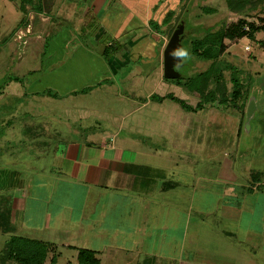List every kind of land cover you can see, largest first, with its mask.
<instances>
[{"label":"crops","instance_id":"0c3cea01","mask_svg":"<svg viewBox=\"0 0 264 264\" xmlns=\"http://www.w3.org/2000/svg\"><path fill=\"white\" fill-rule=\"evenodd\" d=\"M161 1H70L74 6H67L70 7L69 14L64 15V19L73 21L76 33L90 38L91 42L75 46L77 60L66 61L65 53L73 39V30L61 31L58 41L52 44L49 54L52 65L47 71L52 72L60 64L62 67L60 65L59 70L53 71L50 78L42 82L51 83L48 85L61 92L60 95H70L69 98H75L71 97L72 94L84 88H96L108 82L112 75L111 62L114 60L120 69L122 66L116 61L117 55L108 62L103 59L106 46L113 41L121 45L119 40L124 38H142L141 25L136 23L140 17L135 14L140 12V7ZM4 2L6 15L2 17L0 38L6 41V35L22 22L23 14L19 1ZM42 2L46 3V0ZM76 3L87 4L91 14L74 12ZM125 4L127 13L118 10ZM114 5L119 12L112 11ZM50 11L47 7L41 8L39 13L30 12L29 16L34 20L45 16L51 21L47 15ZM42 34L41 31L31 37L41 41ZM141 41L146 44L141 46L144 47L141 51H136L137 55L133 54L134 51L125 55L133 54L131 61L144 69H157L160 43L155 39ZM124 50L125 46L118 54H123ZM132 73L130 71L128 76L132 77ZM131 79L132 85L145 84L144 78L138 80L133 76ZM149 96L145 100L139 98L138 102L130 98L133 107L123 115L121 123H118L117 115L109 118L116 130L87 128L79 131L70 127V132L50 143L52 152L40 143L42 148L40 153H35V166L28 164L23 170L15 166L11 170L0 169V190L4 191L0 192V205L9 210L10 225L20 228L21 237L29 239L26 235H37L41 239L45 236L70 238L75 231L74 237L79 241L85 240V233H89L88 238H98L105 245L103 252L88 249L97 253L101 264L103 258L113 264H145L148 259H152L153 264H264V175L261 173L260 177L253 179L250 172L246 181L240 184L239 177L233 172L234 161L226 159L218 180L230 189L237 186L238 191L236 194L232 191L231 200L214 202L213 197V205L205 206L206 195L200 193V200L197 195L204 177L202 174L198 176L197 170L193 169L192 178L181 168L182 159L187 154L195 155L191 159L195 165L204 161V155H200L203 149L197 147L203 143L196 141L200 137L199 131L205 127L188 122L198 112H181L174 101L171 104L175 106L164 107L166 100L159 103L150 100ZM213 110L210 109L212 113ZM161 111L159 117L157 112ZM66 113L73 117H87L89 111L71 108ZM68 122H72L70 118ZM207 127L215 129L218 126ZM175 133L181 134L178 140ZM46 156H50V162L45 160ZM207 158L217 162L213 153ZM193 199L199 204L188 210V203H193ZM126 204L132 205V209L125 211ZM113 207L117 208L116 211ZM16 215H19L18 224ZM36 215L40 216L41 223L29 218ZM127 218H134L135 223L130 226V232L125 233V225H120V221ZM66 224L69 227H63ZM97 229L101 232H95ZM15 234L17 230L7 233L10 236ZM111 240L116 246H107ZM131 242L133 246L125 244ZM65 245L70 249H82L68 243ZM101 253H105L104 257Z\"/></svg>","mask_w":264,"mask_h":264},{"label":"rangeland","instance_id":"374dc122","mask_svg":"<svg viewBox=\"0 0 264 264\" xmlns=\"http://www.w3.org/2000/svg\"><path fill=\"white\" fill-rule=\"evenodd\" d=\"M42 1L37 0V3L41 5L42 9L46 7L51 9L47 13L51 21L49 19L46 20L45 16L36 18L32 15L35 17V20L29 16L28 21L31 19L29 24L31 28L33 24V28L31 29V34H28L24 41L19 39L20 32H24L28 26L26 28H19L16 31L14 29L12 33L9 32L5 37V39L7 38L6 41H4L3 37L0 38V88L4 86L8 76L18 77L24 82L21 84L12 83L5 89L4 94L0 96V124L3 122L6 123H3V127H0V149L3 150L2 154L0 153V169L11 170L15 166L23 170L28 164L29 166L30 164L35 166L37 160L35 153H40V148H42L40 145H45L52 152L53 148L49 146L50 143H54V140L57 141L61 135H66L70 132V127L79 131L87 128L90 130L114 128L115 124L109 118L117 115L118 123H121L123 115H127L133 107L132 100L138 102L139 98L145 100L149 95L158 94L162 96L171 94L192 106H196L198 100L190 97L184 85L192 77L198 82L199 78L197 77H201V74H210L214 77L212 79H216L215 74L219 75L222 72V76L219 77L218 81L220 83L222 82L226 88L224 89L222 83L218 84L216 80H212L210 81V90L221 86L227 97L236 90L232 84V78H235L240 81L243 96L238 102L232 101L230 104L214 107L213 113L210 111L211 108H206L203 111H199L196 115L192 114L194 118L191 117L192 120L189 118L188 122L204 125L205 127L199 131L200 137L196 141L203 143V146L198 144L197 147L198 149L200 147L203 149V152L199 154L204 155V161H198L199 164L195 165L196 162L191 160L195 155L187 154L182 159L183 165L181 168L186 170L187 174L192 178L193 169L194 171L197 170L198 176L202 174L204 178L199 183L200 192L197 195L199 200L200 193L201 195H206L204 205L207 207L213 205L211 198L214 197V202L219 201V199L221 202L228 201L231 200L229 195H231L232 191L234 194L238 191L237 186H231V189H233L231 190L230 187L228 188L227 185L220 183L218 180L219 174L221 176L223 171L221 169L222 163L226 159L234 161L233 172L239 177L238 183L240 184L250 172H260L264 175V103L263 108L256 111L251 121L252 130L248 133L245 128V113L250 103L249 98L256 96L261 101H264V30L256 34L255 40H249L248 38L241 39L237 42L225 40L224 54L220 57L213 58L211 61L206 59L202 54L206 46L201 47L202 53L198 57L191 54V46L189 44L190 40L204 37L208 33L216 34L236 24L243 18L248 22H255L262 25L264 24L261 22L264 19V7L252 9L248 6L244 11L236 13L229 8L227 0H163L159 4L150 5L149 7L148 5H143V8L140 7V12L135 14V16L139 15L140 17V20L137 19L136 23L141 25L143 37H140L139 40L135 37L131 40H125V38L119 40L121 45L125 42V45H123V47L125 46L123 54H116L118 57L116 61H118V64L122 68L120 69L119 66H115L113 60L110 69L112 75L108 82L105 81L99 87L88 90L86 94L73 93L71 97L75 98H69L70 95H60L61 92L59 93L58 90L48 85L51 83L42 82L45 79H49V74L55 70H59L61 65L55 69L53 68L52 72L47 71L50 70L47 67L52 63L49 57V54L52 52V44L58 41L63 33L61 31L66 29L73 30V39L67 46L65 53L66 61L71 62L77 60L74 47L78 44H90L91 40L90 38H84L78 35L75 27H73L75 26L72 23L73 21L67 22L64 19V15L69 14L68 9L70 7L68 8L67 6H74L73 3L70 4V0H46V3ZM117 9L118 7L116 8L114 5L112 11L115 10L116 12L120 10L121 12L127 13L128 7L125 4ZM91 11L85 3H76V9L74 10L76 13L79 12L80 15H83L84 12L91 14ZM170 11H174L175 13L172 21L168 25L163 26L161 31L157 33L150 25V21L154 20L161 24ZM187 12L188 28L191 33L189 40L185 42L183 51L184 64L179 69L185 77L180 79H166L170 81H181V85L178 86L173 82L166 81L164 78L163 52L173 35H170L173 27H175V31ZM4 15H6V5L4 0H0V27H2V17ZM22 16L24 17L26 15ZM39 30L43 32L41 41H38L36 37H31L33 35H39V32H41ZM81 32H83L82 29ZM51 35H53L52 42H46ZM144 38L145 41L146 39L148 41L155 39L160 43L161 47L159 50L161 52L157 59V69L150 67L144 69V67L139 66V63L131 61L133 54L137 55L136 51H141L144 48H141L143 44H146L141 41ZM138 41L140 43L137 45ZM27 42H29L28 46ZM246 47H250V50L247 51ZM126 52H133V54L127 56L125 55ZM212 68H214V71ZM130 71H133L132 75L138 78V80L144 78L145 84L132 85L131 78L133 76H128ZM146 72L150 73L146 74ZM32 74L35 75L33 76ZM163 80L164 82H162ZM195 80L192 82H195ZM49 89L53 93H46V95L42 93L47 92ZM54 93L56 95H54L55 97L53 96ZM122 97L124 100H122ZM229 99L230 101L232 100L231 98ZM166 101L167 103L164 107L176 105L171 104L173 103L171 100L167 99ZM171 107L173 108V106ZM175 107H178L181 112L186 111L179 104ZM71 108L85 109L89 111V114H87V117L68 116L66 111ZM162 113L163 111L161 113L157 112V115L160 117ZM69 118L72 121L71 123L68 122ZM211 125L218 127L215 129L207 127ZM114 130L116 129L114 128ZM175 135L176 140H178L177 137L181 136V134L176 133ZM163 144L165 143L163 142ZM210 153H213V156L217 158V162L207 158ZM46 157L45 160L50 162V156ZM0 192L4 191L0 190ZM196 204H199V202L193 199V203H188V210L195 208L194 206ZM1 205L0 212L3 211L7 216L9 210L5 205ZM116 209L114 208L115 211ZM124 209L125 211L131 210L132 205L126 204ZM29 218L34 222L39 221L41 223L39 215L29 216ZM161 221L162 219L160 218ZM15 222H19V215H16ZM134 223V218H127L124 221H120V225H125V233L130 232V226H133ZM0 226L1 255L6 251V244L9 243L12 237L18 235H20L18 237H21L22 235L20 228L15 229L3 219L0 221ZM63 227H69V225L66 224ZM7 230L9 232L17 230V234L7 235L5 232ZM95 232L100 233L101 231L97 229ZM75 233L74 231L72 237L69 235L70 238L62 237L57 239L55 237L48 238L47 236L41 239L37 235L26 236L30 237V240L37 238L41 241L46 240L54 244L58 249L57 264H78L77 249H70L65 245L66 243L75 248H91L103 252L102 248L105 245L98 238H88L89 233H85L86 239H80L78 241L74 237ZM125 244L127 246L134 245L132 242ZM111 245L116 246V242L107 243V246ZM101 254L104 257L105 253ZM102 262L103 264H113L108 262L106 258H103ZM9 264L16 263L10 262ZM47 264L50 263L48 262Z\"/></svg>","mask_w":264,"mask_h":264},{"label":"trees","instance_id":"16d2710c","mask_svg":"<svg viewBox=\"0 0 264 264\" xmlns=\"http://www.w3.org/2000/svg\"><path fill=\"white\" fill-rule=\"evenodd\" d=\"M19 1V9L23 15L22 22L20 25L15 29L18 30L22 27L26 28L29 25V14L30 12L39 13L41 11V5L37 3V0H14ZM70 1H77V0H70ZM185 1V0H183ZM228 6L232 11L236 13L244 11L248 6L252 9H257L260 7H264V0H227ZM175 13L174 11H170L166 17L163 19L162 23H157L154 20L150 21V25L152 28L159 33L163 26L168 25ZM264 23V19L261 20ZM175 27L170 32V35L173 34ZM264 30V24L260 25L255 22H248L246 19H240L236 24L231 25L229 28L224 29L216 34L208 33L204 37L196 38L194 40H190L189 44L191 46V54L200 57L202 51L201 47L206 46L203 50V56L209 61L213 60V58L220 57L224 54L225 47L224 41L228 40L230 42H237L241 39L248 38L249 40H255L256 34L260 31ZM51 39V40H50ZM213 39V40H212ZM53 35L49 36L46 42H52ZM108 43V42H107ZM48 45V44H47ZM123 46L119 43L113 41L111 45H107L104 52H103V59L108 62L113 56L118 54L122 50ZM115 54V55H114ZM214 71V68H212ZM216 72V71H215ZM33 76L35 74H32ZM216 79H212L210 74L202 75L201 77L198 76L199 81L189 79V82L185 84V88L188 90V94L190 97L195 98L198 100L196 106H192L186 103L184 100H181L174 95L166 94L165 96H161L158 94L151 95L149 97L150 100L156 102H163L164 100H171L178 103L184 110L188 112L197 113L199 111L205 110L206 108H214V107H221L227 104H230L232 101L238 102L243 96V90L241 88V84L239 79L232 78L233 87L236 89L234 90L231 95L225 96L223 90L226 88L225 85L224 89L221 86L216 87L214 90H210V81L216 80L218 84H221L218 79L222 76L221 74H215ZM196 78V79H197ZM166 80V79H165ZM195 82H192L194 81ZM4 86L0 88V96L4 94L5 89L9 87L12 83H24L18 77L8 76L5 80ZM177 84L178 86L181 85V81H170ZM3 83V82H2ZM88 90H93V87H88L82 89L80 91L75 92L76 94H86ZM46 95V93L50 94L53 93L51 89L47 92H42ZM55 93L53 94V96ZM56 96V95H55ZM54 96V97H55ZM231 98L232 100L230 101ZM230 101V102H229ZM237 107V106H236ZM5 123V122H3ZM3 123L0 124V127H3ZM6 124V123H5ZM28 130V129H27ZM40 130V129H39ZM260 172L253 173V179L260 177ZM5 220L8 224H10V215L9 213L0 212V221ZM1 227V226H0ZM4 230V228H3ZM9 233V230L5 231ZM6 251L0 255V264H8L10 262H14L16 264H57L58 262V254H57V247L53 244L43 243L37 240H30L23 237L14 236L10 239L9 243L6 244ZM78 251V264H101L100 259L96 252L88 250V249H77ZM145 264H153L152 259L145 260Z\"/></svg>","mask_w":264,"mask_h":264},{"label":"water","instance_id":"95a60500","mask_svg":"<svg viewBox=\"0 0 264 264\" xmlns=\"http://www.w3.org/2000/svg\"><path fill=\"white\" fill-rule=\"evenodd\" d=\"M188 11V9H187ZM188 12L183 20L179 23L163 52V66L165 79H180L184 78L179 69L184 64L183 51L186 40H189L190 29L188 28ZM250 99L249 106L245 113V128L249 133L252 130L251 121L255 116L256 111L263 108L264 101H261L256 96Z\"/></svg>","mask_w":264,"mask_h":264},{"label":"built area","instance_id":"2783aa9c","mask_svg":"<svg viewBox=\"0 0 264 264\" xmlns=\"http://www.w3.org/2000/svg\"><path fill=\"white\" fill-rule=\"evenodd\" d=\"M31 25L29 24L28 25V28L24 31V32H20V37L19 39L24 41L25 37L28 35V34H31ZM246 50H250V47H246Z\"/></svg>","mask_w":264,"mask_h":264}]
</instances>
